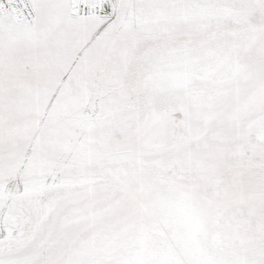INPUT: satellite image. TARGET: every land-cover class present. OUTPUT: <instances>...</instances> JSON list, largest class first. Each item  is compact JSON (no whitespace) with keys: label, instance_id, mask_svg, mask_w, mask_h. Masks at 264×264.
<instances>
[{"label":"snow or ice","instance_id":"1","mask_svg":"<svg viewBox=\"0 0 264 264\" xmlns=\"http://www.w3.org/2000/svg\"><path fill=\"white\" fill-rule=\"evenodd\" d=\"M0 264H264V0H0Z\"/></svg>","mask_w":264,"mask_h":264}]
</instances>
